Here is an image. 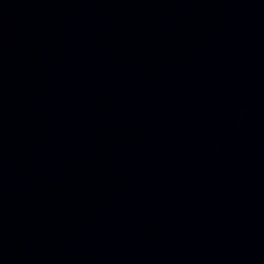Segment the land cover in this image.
<instances>
[{"label":"water","instance_id":"obj_1","mask_svg":"<svg viewBox=\"0 0 264 264\" xmlns=\"http://www.w3.org/2000/svg\"><path fill=\"white\" fill-rule=\"evenodd\" d=\"M261 264H264V261Z\"/></svg>","mask_w":264,"mask_h":264}]
</instances>
